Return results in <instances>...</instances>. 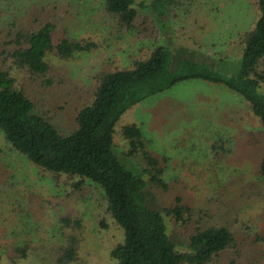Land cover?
Wrapping results in <instances>:
<instances>
[{
  "label": "rangeland",
  "instance_id": "obj_1",
  "mask_svg": "<svg viewBox=\"0 0 264 264\" xmlns=\"http://www.w3.org/2000/svg\"><path fill=\"white\" fill-rule=\"evenodd\" d=\"M181 2L168 14L166 30L160 29V35L144 31L136 36L114 30L103 15V0H0V42L7 37L11 40L19 27H29L33 18L50 11L57 18L69 15L61 23L73 35L89 36L98 47L68 60L47 56L52 74L68 78L67 95L76 87L87 90L99 69L126 67L157 43L166 42L173 63L189 57L222 73H234L240 59L238 36L252 28L258 15L256 5L251 0ZM2 47L8 51L15 45ZM2 60L0 55L1 67ZM59 93L55 86L34 92L42 112L67 131L73 110H56L63 101ZM247 104L224 85L190 79L129 111V119L139 124L147 139L146 149L166 158L163 178L169 188L163 191L145 185L154 203L150 205H170L180 196L190 207V218L181 228L166 220L170 238L184 249V235L197 226L216 223L225 224L235 234L238 248L222 255L232 258L239 251L240 256L235 254L234 262L225 259L217 264H264V241H254L264 226V181L257 170L264 154V128ZM131 121L122 119L116 128ZM220 140L223 148H212ZM115 146L119 159L135 174L141 172L140 161L125 155L120 133ZM70 190L68 179L55 178L11 149L0 130V264H58L56 257L68 233L78 238V259L70 264H115L109 252L122 232L106 219L102 189L85 181L79 190ZM66 216L80 221L79 227L74 231L63 228L60 219ZM101 220L106 227L100 226ZM25 247L23 258L15 248Z\"/></svg>",
  "mask_w": 264,
  "mask_h": 264
},
{
  "label": "trees",
  "instance_id": "obj_2",
  "mask_svg": "<svg viewBox=\"0 0 264 264\" xmlns=\"http://www.w3.org/2000/svg\"><path fill=\"white\" fill-rule=\"evenodd\" d=\"M251 1L256 5L258 15L252 28L238 36L239 65L229 75L205 61L189 57L173 63L171 50L165 42L157 43L148 54L134 58L126 67L99 69L92 75L93 82L87 90L76 87L67 95L64 87L68 78L52 74L47 56L51 54L68 60L98 47L89 36L73 35L61 23L69 15L57 18L56 12L50 11L44 17L33 18L29 27H19L11 40L7 37L0 42L15 45L12 50L7 51L4 47L0 50L3 59V66H0V130L11 149L55 178L68 179L70 191L79 190L85 181L102 189L106 219L122 232L121 240L109 252L115 264H217L225 259L234 262L235 254L240 256L239 251H235L232 258L229 254L228 257L222 255L239 246L235 234L225 224L195 227L184 235V249L170 238L166 220L181 228L190 218V207L181 202L180 196H175L170 205H150L153 200L149 198L147 188L144 189L145 185L149 183L163 191L169 188L163 178L166 158L146 149L147 139L139 124L129 119V111L180 82L200 79L224 85L243 97L264 128V0ZM179 4H182L181 0H103L102 12L116 32L139 36L145 31L160 35V29L166 30L168 14ZM59 26L63 28L57 31ZM20 78L24 81L18 80ZM54 86L60 88L58 99H63L56 110H73L71 127L67 131L37 106L35 90ZM122 119L131 122H125L117 129L116 125ZM117 133L123 138L125 155L140 161L142 170L138 174L126 161L119 159L115 146ZM223 146V140L212 144L214 149ZM257 170L264 181V154ZM60 220L63 228L74 231L79 227L80 221L69 216ZM106 225L101 220L100 226ZM263 228L261 233H255L254 241H264ZM25 248H15L23 258L27 253ZM77 249L78 238L68 233L56 262L70 264L76 261ZM250 261L253 263V259Z\"/></svg>",
  "mask_w": 264,
  "mask_h": 264
}]
</instances>
